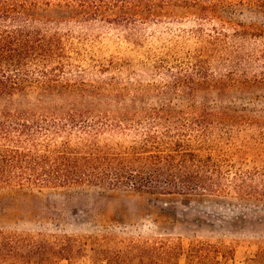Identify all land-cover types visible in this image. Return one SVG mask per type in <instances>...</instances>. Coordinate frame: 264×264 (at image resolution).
Masks as SVG:
<instances>
[{
  "label": "rangeland",
  "instance_id": "1",
  "mask_svg": "<svg viewBox=\"0 0 264 264\" xmlns=\"http://www.w3.org/2000/svg\"><path fill=\"white\" fill-rule=\"evenodd\" d=\"M129 13L128 26L102 19L57 26L69 82L97 102L95 111L164 107L199 117L206 131L196 152L237 166L253 160L258 148L251 138L264 120V40L232 33L238 24L263 31L264 14L247 8L201 14L200 6L159 3ZM39 97L37 91L15 94L0 99V107L29 108ZM39 104L54 107L50 100ZM230 179L226 172L224 184ZM226 191L164 196L98 186L1 188L0 230L68 237L67 260L52 264H104L98 251L119 240L157 238L183 248L221 242L232 249L230 264H264V200Z\"/></svg>",
  "mask_w": 264,
  "mask_h": 264
},
{
  "label": "trees",
  "instance_id": "2",
  "mask_svg": "<svg viewBox=\"0 0 264 264\" xmlns=\"http://www.w3.org/2000/svg\"><path fill=\"white\" fill-rule=\"evenodd\" d=\"M155 3L196 5L201 14L236 8L264 14V0H139L135 5L128 0H0V99L27 91L40 95L29 108L0 107V189L98 186L164 196L223 195L232 189L241 199L264 200V120L251 138L258 148L255 158L237 166L232 159L196 152L206 131L199 117L189 120L164 107L95 111L97 102L86 100L69 82L59 24L102 19L128 26L131 8ZM232 34L264 40V30L241 24ZM41 100L54 107L40 105ZM226 172L231 179L224 184ZM70 242L66 236L0 230V264L67 260ZM231 254L221 242L194 241L183 248L169 238L128 239L99 250L98 259L104 264H230Z\"/></svg>",
  "mask_w": 264,
  "mask_h": 264
}]
</instances>
